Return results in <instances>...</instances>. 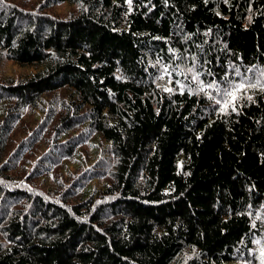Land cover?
Returning a JSON list of instances; mask_svg holds the SVG:
<instances>
[{
	"label": "trees",
	"instance_id": "1",
	"mask_svg": "<svg viewBox=\"0 0 264 264\" xmlns=\"http://www.w3.org/2000/svg\"><path fill=\"white\" fill-rule=\"evenodd\" d=\"M42 1L76 11L0 5V65L32 68L0 84V149L11 103L53 110L51 94L63 92L64 128L75 124L94 150L76 165H114L110 181L90 169L69 204L0 189V264L258 263L264 93L249 90L254 102L222 114L206 86L238 83L237 67L264 68V0ZM163 66L171 76L160 80ZM79 151L70 142L65 153ZM15 203L17 212L5 206Z\"/></svg>",
	"mask_w": 264,
	"mask_h": 264
},
{
	"label": "rangeland",
	"instance_id": "2",
	"mask_svg": "<svg viewBox=\"0 0 264 264\" xmlns=\"http://www.w3.org/2000/svg\"><path fill=\"white\" fill-rule=\"evenodd\" d=\"M9 1L17 4L23 11H32V14L44 13L53 18H66L76 11L75 5L62 3L43 7L41 6L42 0ZM4 3L3 0L2 5ZM31 71V67H21L12 61H4L0 65V84L4 83L3 78L12 76L17 79ZM232 71L235 73L234 69ZM213 91L216 97L221 98L216 89ZM0 92H4L1 87ZM4 97L10 99V96ZM50 97L57 103L53 110L41 106L36 108L26 106L18 109V106L13 103L7 108L12 128L7 141L0 149V189L9 187V189L17 191L39 194L49 202L59 201L62 204H69L75 201L76 189L79 190L78 183L90 169L94 170L95 175L110 181L114 164L112 159H109L108 164H104L103 159L97 157L91 167L76 165L83 161L87 164L94 150L88 145L89 140L78 131L75 124L69 130L64 128V106L62 104L65 102L64 93L51 94ZM41 111L44 112V115ZM62 136L64 137L60 139ZM70 142H75L76 149L80 148L76 159L65 153ZM65 158L68 160L66 162L69 168L68 172L62 170L65 167ZM69 160H73L75 164ZM110 198L111 196H107L106 200ZM5 206L9 208L10 212H17L19 208L17 203ZM3 212L0 211V216ZM233 264H259V262L257 263L254 259H246Z\"/></svg>",
	"mask_w": 264,
	"mask_h": 264
},
{
	"label": "snow or ice",
	"instance_id": "3",
	"mask_svg": "<svg viewBox=\"0 0 264 264\" xmlns=\"http://www.w3.org/2000/svg\"><path fill=\"white\" fill-rule=\"evenodd\" d=\"M3 0H0V5H2ZM127 3L129 7H131L132 0H127ZM170 51H172L170 49ZM195 59V58H193ZM161 61L157 60V64H160ZM191 72L192 69H189ZM236 76L240 77V81L237 82H231L227 80V76L224 78L227 82V86L223 89L220 88V86L215 83H209L207 84V88L216 89L218 95H221L222 99H215V104L220 105L219 112L222 114H227L229 108H231V111L237 112V104L241 99H247L250 102H254L253 95H248L247 93L249 90H258L259 92L264 93V68H259L257 66L246 68L244 73L240 72V69L234 68ZM248 73H251V75H248ZM211 73H209L210 75ZM171 76V72L169 71L168 66L162 67V74L159 75L158 79L164 80L165 76ZM192 81H195L199 84V91L205 92V86L200 82V74H193L191 77ZM169 83H171V80H169ZM179 84V82L177 81ZM181 94H183L184 91V85H179ZM163 91L171 93L173 92V89L171 87H165ZM191 94V92H190ZM208 95L209 99H214L210 94L205 93ZM259 219V217H257ZM255 227V224L252 225ZM257 244L260 243V241H256ZM259 264H264V247L259 249Z\"/></svg>",
	"mask_w": 264,
	"mask_h": 264
}]
</instances>
